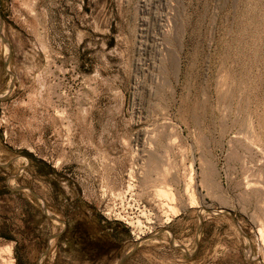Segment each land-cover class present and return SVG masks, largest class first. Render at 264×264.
Segmentation results:
<instances>
[{"label": "rangeland", "instance_id": "1", "mask_svg": "<svg viewBox=\"0 0 264 264\" xmlns=\"http://www.w3.org/2000/svg\"><path fill=\"white\" fill-rule=\"evenodd\" d=\"M0 16V264H264V0Z\"/></svg>", "mask_w": 264, "mask_h": 264}, {"label": "water", "instance_id": "2", "mask_svg": "<svg viewBox=\"0 0 264 264\" xmlns=\"http://www.w3.org/2000/svg\"><path fill=\"white\" fill-rule=\"evenodd\" d=\"M2 27H3V20L1 19V16H0V35H1ZM1 38H2L3 41L7 42L6 39H5L3 36H1ZM7 63H8V60L5 61L4 65H7ZM6 70H7V69H6ZM7 72H9V71L7 70ZM10 75H11V77H13V74H10ZM12 85H13V81L11 80L10 85H9V89H10V90H11V88H12ZM0 98H2V97L0 96ZM2 166H3V165H2ZM28 190L30 191V193H31L32 195L36 196L35 193H34L31 189H28ZM36 197H37V196H36ZM39 199H40V200H43L41 197H40ZM42 212H43L46 216L51 217V216H49V214H47V210H46L44 204H43V207H42ZM208 212H210V211H208ZM224 212L228 213V211H224ZM52 217H53V216H52ZM54 218H57V217H54ZM234 221H235V220H234ZM63 224H64V223H63ZM64 225H65V224H64ZM170 243H171L172 246H174L172 241H171ZM135 245H136V247L139 246V242H136ZM127 256H128V255L123 256V257L120 259V261H119L118 264H123V262L125 261V259L127 258ZM256 261L259 262V263H261L259 259H257Z\"/></svg>", "mask_w": 264, "mask_h": 264}, {"label": "crops", "instance_id": "3", "mask_svg": "<svg viewBox=\"0 0 264 264\" xmlns=\"http://www.w3.org/2000/svg\"><path fill=\"white\" fill-rule=\"evenodd\" d=\"M91 220L92 219V217H90V216H88V219L87 220ZM103 224V222H100V221H91V227H94V229H95V227H97L98 225L99 226H101ZM90 225V224H89ZM67 227V225L65 226V228ZM99 228H101V230H99L98 231V233H97V236L98 237H100L102 234H103V230H102V228H104V227H99ZM48 244H47V250H48Z\"/></svg>", "mask_w": 264, "mask_h": 264}, {"label": "bare ground", "instance_id": "4", "mask_svg": "<svg viewBox=\"0 0 264 264\" xmlns=\"http://www.w3.org/2000/svg\"><path fill=\"white\" fill-rule=\"evenodd\" d=\"M261 172H262V171H261ZM138 225H139V224H138ZM140 238H141L140 236H137V237H136V240L138 241V239L140 240Z\"/></svg>", "mask_w": 264, "mask_h": 264}]
</instances>
